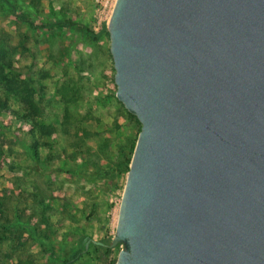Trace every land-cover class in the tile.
<instances>
[{
  "label": "water",
  "instance_id": "1",
  "mask_svg": "<svg viewBox=\"0 0 264 264\" xmlns=\"http://www.w3.org/2000/svg\"><path fill=\"white\" fill-rule=\"evenodd\" d=\"M105 29L140 124L114 264H264V0H115Z\"/></svg>",
  "mask_w": 264,
  "mask_h": 264
},
{
  "label": "rangeland",
  "instance_id": "2",
  "mask_svg": "<svg viewBox=\"0 0 264 264\" xmlns=\"http://www.w3.org/2000/svg\"><path fill=\"white\" fill-rule=\"evenodd\" d=\"M10 1L22 4L12 14L0 2V54L13 60L18 79V91L6 93L9 109L0 112V260L104 264L91 248L81 259L72 255L82 237L111 240L140 131L115 97L105 29L115 0ZM23 3H32L35 12ZM32 18L45 27H29ZM58 20L87 27L98 39L58 28ZM1 84L0 76V90ZM12 111L28 115L27 124L17 126ZM34 141L49 175L33 169L28 150Z\"/></svg>",
  "mask_w": 264,
  "mask_h": 264
},
{
  "label": "trees",
  "instance_id": "3",
  "mask_svg": "<svg viewBox=\"0 0 264 264\" xmlns=\"http://www.w3.org/2000/svg\"><path fill=\"white\" fill-rule=\"evenodd\" d=\"M0 2L2 4L8 5L12 14L18 13L19 8L22 4L20 1L12 2L10 0H0ZM23 4H24L22 5L23 7L30 9L32 12H35V8H34L35 6L32 3H29L28 5H25V3ZM27 23L29 27H34V28H37V27L44 28L45 27V25L40 24L39 21L34 20L33 18L27 21ZM55 26L61 29L72 28L74 32L83 35L85 38H87L91 42H95L98 39V33H94L92 30L88 29L87 27H84L81 25H75L74 23H71L70 21H67V20H58L55 22ZM14 71L15 70H14L13 60L10 58L6 59L0 54V76H1V79L3 80V84H1L3 86H1V90H0V112L3 110L9 109L11 105L10 100L8 99V97H6V93L8 92L15 93L18 91V88L16 87L18 79L12 74V72ZM57 94L60 95V92L58 91ZM23 102L27 103L30 106V108H33L35 106L33 101H31L28 98H26ZM11 116L13 120L15 121V123L17 124V126H22L23 124H27L28 115L26 114L21 115L19 111H12ZM129 116L132 117L131 115ZM32 128H34V125H32ZM41 129L44 130L45 133L49 132L48 127H45V129L41 127ZM83 133L88 134L86 130H83ZM73 140L74 142L79 141L80 138L76 137V138H73ZM28 153H29V157L31 158L33 162V169L36 173L40 175H49L52 172L49 170H43L42 167L40 166V155L37 152V142L36 141L33 142V146L31 148L29 147ZM2 154H4V152H2V146L0 145V158ZM58 170L59 171L62 170L65 173H68V171L64 169L58 168ZM70 172L73 175H80V172L77 170H70ZM30 232L31 233L35 232L34 228L33 230L30 229ZM109 242L110 240L94 241L89 237H82L80 240L79 248H77L75 253L72 255V260L81 259L83 256H85V254L88 255L87 251L88 249L91 248L93 253L98 255L104 264H114L119 246L117 245L111 248L109 246ZM48 248L50 250V246H48ZM111 255H112V258H110ZM0 264H3L1 260H0ZM17 264H30V263L19 261ZM62 264H68V262L63 261Z\"/></svg>",
  "mask_w": 264,
  "mask_h": 264
}]
</instances>
